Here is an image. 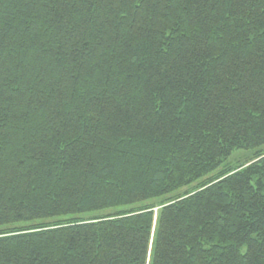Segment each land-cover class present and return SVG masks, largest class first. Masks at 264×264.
Returning <instances> with one entry per match:
<instances>
[{
  "label": "trees",
  "instance_id": "trees-1",
  "mask_svg": "<svg viewBox=\"0 0 264 264\" xmlns=\"http://www.w3.org/2000/svg\"><path fill=\"white\" fill-rule=\"evenodd\" d=\"M262 147L264 0H0V264H264Z\"/></svg>",
  "mask_w": 264,
  "mask_h": 264
},
{
  "label": "rangeland",
  "instance_id": "rangeland-1",
  "mask_svg": "<svg viewBox=\"0 0 264 264\" xmlns=\"http://www.w3.org/2000/svg\"><path fill=\"white\" fill-rule=\"evenodd\" d=\"M259 150H264V147L262 148H257L253 150H237L231 154V156L228 158V160L225 162V165H243L244 163L248 162L254 155L255 152ZM118 209H123V208H118ZM112 210H103L100 212H95L91 214H87V216L95 215V214H102V213H109ZM44 221H38L36 223H40Z\"/></svg>",
  "mask_w": 264,
  "mask_h": 264
}]
</instances>
